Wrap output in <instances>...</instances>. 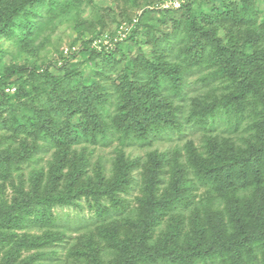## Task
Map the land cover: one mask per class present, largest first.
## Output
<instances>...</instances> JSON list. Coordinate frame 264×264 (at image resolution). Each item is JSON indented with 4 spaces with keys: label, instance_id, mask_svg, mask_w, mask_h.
<instances>
[{
    "label": "trees",
    "instance_id": "trees-1",
    "mask_svg": "<svg viewBox=\"0 0 264 264\" xmlns=\"http://www.w3.org/2000/svg\"><path fill=\"white\" fill-rule=\"evenodd\" d=\"M81 1L0 0V181L51 155L46 171L33 166L29 193L23 182L17 200H0V264L42 258L64 236L51 208L83 196L95 209L77 228L89 233L84 264H106V251L113 264H264V0H185L178 8L156 0L126 30L121 23L114 36L99 32L81 48L67 46L47 66L2 59V42L15 55L38 51L52 21ZM152 13L162 16L153 22ZM133 44L137 56L127 53ZM80 55L96 67L89 79L75 64L69 69ZM192 73L212 91L192 99L183 122L174 98L185 97ZM220 117L243 127L241 143L205 133L200 146L186 140L184 153L153 150L130 159L122 149L182 134L189 121L213 130ZM114 142L107 169L87 145ZM136 169L139 195L131 205ZM200 189L206 195L196 200ZM25 250L36 254L21 258Z\"/></svg>",
    "mask_w": 264,
    "mask_h": 264
},
{
    "label": "rangeland",
    "instance_id": "rangeland-1",
    "mask_svg": "<svg viewBox=\"0 0 264 264\" xmlns=\"http://www.w3.org/2000/svg\"><path fill=\"white\" fill-rule=\"evenodd\" d=\"M156 0H82L75 7V12H72L66 16L59 17L54 19L48 28L42 33L38 38L36 45H39L38 51L33 53L23 52L18 55L16 54L15 47L11 42H2V48L6 51L3 53L2 59L5 62H9L11 58L15 60L20 65L32 66L43 65L47 66L51 64L60 53V50H67V46L74 45L75 48H81L83 46V40H87L96 36L99 32L104 35H112L116 31L117 26L121 23H128L130 19L134 18L139 14L144 8H151L152 2L155 3ZM158 3V2H157ZM155 3V4H157ZM74 11V10H73ZM45 11H43L44 13ZM162 13H152L151 21L155 22V19L161 18ZM147 18V17H146ZM158 27L163 31H171L169 25H160ZM159 35H162L158 32ZM144 39V38H142ZM131 46V45H130ZM127 48V53L132 54L131 56H137L139 54V46L132 45ZM149 47H142V52H147ZM118 57V56H117ZM85 56L80 55L68 68L71 70L74 67L77 68L78 73H81L85 78H91L95 72L96 67L93 66L90 62L84 60ZM119 58V57H118ZM124 65V63H122ZM121 65V67L123 66ZM121 67L119 70H121ZM95 68V69H94ZM49 70L52 73L58 75H64L65 72L62 70H56L55 68L49 66ZM117 73L113 74V78H116ZM200 73H192L188 76L186 80L185 92L187 93L183 99L174 98L176 104L181 106L180 118L183 120L188 119L191 107L192 99H199L207 97L208 93H211L210 86H203L201 82L198 81ZM109 84V81L107 82ZM217 92H220L217 91ZM217 124L212 129L205 131L198 126H195L192 121L184 123L183 133H172L167 134L169 137L164 136L163 138H156L151 140L148 143H128L122 149L124 150L127 157L130 159L135 158H144V156L153 150H158L160 152H172L175 148H178L184 153V145L186 140H190L194 145L200 146V143L203 139V134H214L218 135L220 138H229L230 140L236 141V143H241L238 139L241 135H247L243 132V127L235 129L232 125V120H227L223 118H216ZM244 122L241 123V126ZM244 144H242L243 146ZM92 152L93 159L101 158L107 169H110L111 162L116 155L115 147L117 142H114L109 147H100V146H91L87 145ZM245 146V145H244ZM79 147V146H78ZM51 155L45 154L41 156V161L37 164L31 165H22L21 169L13 172L12 176L6 181H0V200H5L12 202L19 198L17 190L24 182L23 190L24 193H29L30 188V175L33 169V166L37 168L42 167L44 171L47 170L48 161L50 160ZM140 169H136L134 176L140 180L139 175ZM88 175H92L90 171ZM134 184V188L131 192V195L128 196L130 199V204H136V198L139 195V185L140 181ZM196 193V192H195ZM197 194L198 198L204 197L206 194L203 193V190L200 189ZM104 205L107 207L110 205L109 200H101ZM217 203V202H216ZM92 202L88 197H80L79 199L73 198L69 204H57L51 208L53 217L56 219L57 224L54 226V229L58 232H63L64 236L55 247L49 249L48 251H43L41 254L44 256L34 264H84V259H86V254H88L89 246L88 237L89 233L85 234L84 231H78L77 228L80 226V221L88 220L89 218L94 217L95 209H91ZM130 205V206H131ZM218 208L222 209L223 205L219 204ZM161 224L162 227L169 224V221L166 219ZM124 222L122 221L121 224ZM121 227L124 225H120ZM80 229V228H78ZM89 229H93L92 226ZM45 231L40 229L32 230V234L37 236H42ZM21 236L24 234V231L16 232ZM93 248H96L94 245ZM36 254L35 250L22 251L21 258L27 256H33ZM104 261L106 264H113L115 260L112 254L106 251L103 255Z\"/></svg>",
    "mask_w": 264,
    "mask_h": 264
},
{
    "label": "built area",
    "instance_id": "built-area-1",
    "mask_svg": "<svg viewBox=\"0 0 264 264\" xmlns=\"http://www.w3.org/2000/svg\"><path fill=\"white\" fill-rule=\"evenodd\" d=\"M183 1H185V0H163L162 2H160L159 4H158V6L159 7H161V8H169V7H173V8H178L179 6H180V3L181 2H183ZM125 25L123 24V25H121L120 26V30H126V27H124ZM120 34H122V32H120ZM99 41V40H98ZM105 44H107L108 43V40H104L103 41ZM94 45H95V42H94ZM67 50H65V52H66ZM14 89H9V88H7L6 89V91H13Z\"/></svg>",
    "mask_w": 264,
    "mask_h": 264
}]
</instances>
